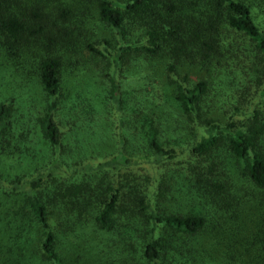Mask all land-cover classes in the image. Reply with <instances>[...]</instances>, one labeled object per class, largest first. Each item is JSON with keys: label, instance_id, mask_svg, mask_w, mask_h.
Listing matches in <instances>:
<instances>
[{"label": "trees", "instance_id": "1", "mask_svg": "<svg viewBox=\"0 0 264 264\" xmlns=\"http://www.w3.org/2000/svg\"><path fill=\"white\" fill-rule=\"evenodd\" d=\"M40 2L0 0V46L1 51L13 59L18 57L23 46L33 43L45 47L34 71L46 101L37 125L48 147L58 153L63 139L56 119L61 86V57L58 55L63 38L56 26L61 42H53V36L59 37L53 34L55 25L48 18L49 13L42 9L38 12L39 7L36 10L34 4ZM257 11L256 0H129L126 4L98 0L97 19L113 33L121 32L125 16L129 15L139 27L141 39L120 42L118 52L112 57L113 65L119 66L121 73L139 71L143 75L138 74V79L149 74V80L152 74L148 71H153L158 60L165 63V81L171 87L170 97L180 113L176 129L184 133L185 147L162 144L158 140L157 115L143 120L141 127L143 125L145 140L129 146L130 151L126 148L128 138L124 136L114 153L76 164L70 169L71 173L63 171L61 174L58 168L46 179L32 177L16 181L11 191L17 189L25 194V204L37 224L43 260L64 264L59 254V233L51 220L55 209L61 211L65 206L70 218L84 211L86 192L83 186L70 181L79 173L99 175L103 182L105 178L109 180L106 181L110 183L108 191L111 193L101 201L94 216L99 229L109 227L118 210L125 211V217L129 219L145 218L150 229L141 247V257L147 264H163V255L169 257V264L171 260L175 264H185L190 247L187 241L205 227L204 214L164 211L167 181L177 173L196 189L198 199L206 207L203 209L209 206L232 213L229 217L232 221L236 220L238 211L244 210L246 202L264 210V113L259 109L264 100V88L260 89L261 94L257 91L249 94L247 99H237L230 108L227 107L225 118L212 117L217 103L236 98L235 95L227 96L224 88L236 79H230L228 75L235 71L230 63L240 59V41L245 40L252 47L248 53L255 55L261 69L255 68L250 74L252 69L246 66L241 71L239 85L246 86L253 77L259 81L264 79V22L258 24L256 21L254 14ZM52 43L57 45L52 46ZM101 49L110 55L104 44ZM219 70L228 71V75L217 76ZM188 71L203 72L206 78L191 81ZM248 87L242 89L245 91ZM141 98L136 91L133 105L141 108L140 113L150 104ZM9 112L8 105L0 103V131L7 129ZM136 115L134 112V117ZM228 159L234 160L237 169L234 172L228 168ZM52 164L57 165L55 158ZM145 165L149 166L143 178L146 185L141 186L142 177L138 178L136 174ZM122 180H127L130 187ZM43 185L50 194L48 202L33 193ZM131 205L137 211L131 210ZM160 225L170 235L165 246L158 234ZM259 235L257 246L253 245L251 237L254 234L248 236L244 252L247 256L253 254L255 264H264V236ZM228 241L225 246L227 256L234 259L237 250L231 252L232 240ZM233 242L234 246L240 245L236 239Z\"/></svg>", "mask_w": 264, "mask_h": 264}, {"label": "rangeland", "instance_id": "2", "mask_svg": "<svg viewBox=\"0 0 264 264\" xmlns=\"http://www.w3.org/2000/svg\"><path fill=\"white\" fill-rule=\"evenodd\" d=\"M115 1L120 4L129 2ZM256 3L258 11L254 16L260 24L264 22V0H256ZM97 4L98 0H41L38 5L34 4L36 10L40 8L38 12L42 9L49 13L48 18L55 25L53 34L59 37L58 26L63 38V47L58 55L61 57V86L56 111L63 139L58 153L48 147L37 125L46 101L34 71L45 47L31 43L23 46L18 57L13 59L3 53L0 46V103L5 102L10 109L6 119L7 129L0 131V264H51L40 255L37 224L25 204V194L17 189L11 191L16 181L32 177L46 179L58 168L61 174L63 171L71 173L70 169L76 164L114 153L124 136L128 138L126 148L134 143H143L145 135L141 124L143 120L153 119L157 115L158 140L162 144L185 147V135L176 129L180 113L170 97L171 87L165 81V63L158 60L153 71H148L152 74L149 80V74L148 77L137 78L143 72L121 73L119 66L113 65L112 57L118 52L120 42L130 43L136 38L141 39L139 27L129 15L125 16L121 32L113 33L97 19ZM53 42L60 43V37L55 39L53 36ZM102 44L108 48L110 55L102 51ZM240 44L239 61L230 63L235 71L228 75V71L219 70L217 74L221 77L228 75L230 79L236 77L224 88L227 96L235 95L236 98L217 103L212 114L214 118H225L227 107L230 108L237 99H247L249 94L257 91L261 94L260 89L264 88V79L259 81L253 76L252 82L246 85L252 88L244 91L242 87L246 86L239 85L242 82L241 71L246 66L251 67L250 74L255 68L261 69L255 55L248 53L252 47L245 40ZM56 45L52 43V46ZM188 74L191 81L206 78L199 71ZM136 91L144 103H150L141 113V108L133 105ZM117 100L119 104H116ZM259 109L264 113V100ZM54 158L57 165L52 164ZM233 161L228 159L231 172L237 170ZM145 166L136 174L138 178L142 177L141 186L146 185L143 178L149 166ZM106 180L109 181L105 178L103 182L96 174H77L70 181L83 186L86 192L84 211L70 218L66 206L61 211L55 209L51 223L59 233V254L64 264H147L141 257V247L150 229L145 218L129 219L125 217V211L118 210L105 229H99L94 221L99 204L111 193L108 191L110 183ZM126 181L122 180V183L128 185ZM167 182L164 211L204 214L206 219L205 227L190 238L191 241H187L190 247L185 264H255L253 254L247 256L244 247L251 234H254V237L251 236L254 246H257L258 234L264 236L263 209L258 210L257 206L246 202L244 210L238 211L236 220L232 221L229 219L232 213L210 208L206 204L208 209H203L205 206L198 199L196 189L183 175L177 173ZM33 193L43 202H48L50 198L44 185ZM133 209L136 210V207L131 205ZM158 234L165 246L169 232L160 225ZM229 239L232 242L236 239L240 243L234 246V242H231V252L237 250L234 259H228L229 253L225 249ZM168 258L163 255L162 263L169 264ZM172 261L171 264H175Z\"/></svg>", "mask_w": 264, "mask_h": 264}]
</instances>
